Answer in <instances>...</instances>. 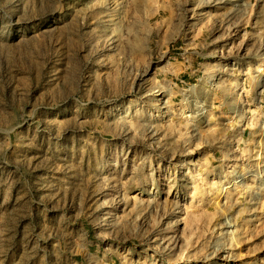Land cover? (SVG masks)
<instances>
[{
  "label": "rangeland",
  "instance_id": "rangeland-1",
  "mask_svg": "<svg viewBox=\"0 0 264 264\" xmlns=\"http://www.w3.org/2000/svg\"><path fill=\"white\" fill-rule=\"evenodd\" d=\"M233 1L0 0V264H264V0Z\"/></svg>",
  "mask_w": 264,
  "mask_h": 264
},
{
  "label": "bare ground",
  "instance_id": "bare-ground-1",
  "mask_svg": "<svg viewBox=\"0 0 264 264\" xmlns=\"http://www.w3.org/2000/svg\"><path fill=\"white\" fill-rule=\"evenodd\" d=\"M202 1V0H201ZM208 3V4H207ZM205 6H207V7H209V8H213V9H215V10H220V9H225V7L226 6H228V7H235V4H234V1L233 0H204V3H203ZM238 27V25H231V28H237ZM237 30V29H236ZM230 40H231V37H230ZM240 51L239 52H237V54H238V56H240L241 55V52L243 51V49L241 50V49H239ZM238 60H240V58H238ZM257 69H259V66H257L256 67ZM255 70V72H257L258 73V70ZM260 72H262V75H264V68L263 69H261L260 70ZM258 75H259V73L256 75H249L248 76V78H247V82H248V85L251 87V88H253V89H255V88H257V87H259L260 88V84H261V82H260V80H259V78H258ZM237 87V86H236ZM235 87V88H236ZM253 89H251V91L253 90ZM161 95V94H160ZM159 95V96H160ZM237 98H238V103H239V105H240V108L238 109V111H235V112H237L236 113V116H238V118H241L242 116H243V109H241L242 108V105H243V97H241V96H239V95H237ZM159 101H162V99L160 98L159 99ZM161 104L162 105H166V102H161ZM190 117V116H189ZM193 119H194V117H192ZM190 119H191V117H190ZM252 120L253 119H251V118H249V120H248V124H249V126H253L254 124L252 123ZM194 126V125H193ZM240 140H243V135H240ZM251 159L249 160V162H247V164H246V166H247V172L248 173H254L255 172V170L254 169H252V164H251ZM230 179V175L229 174H226V183H230L231 181L229 180ZM236 182H238V181H236Z\"/></svg>",
  "mask_w": 264,
  "mask_h": 264
}]
</instances>
